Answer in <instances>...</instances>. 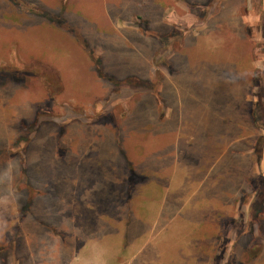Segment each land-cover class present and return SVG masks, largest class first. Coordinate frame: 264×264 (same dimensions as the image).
Instances as JSON below:
<instances>
[{
  "label": "crops",
  "instance_id": "0c3cea01",
  "mask_svg": "<svg viewBox=\"0 0 264 264\" xmlns=\"http://www.w3.org/2000/svg\"><path fill=\"white\" fill-rule=\"evenodd\" d=\"M28 1L37 13H29V19L22 13L21 19L19 14L13 18L3 12L18 6L12 0L2 13L15 24L4 28L14 30L20 20H29V25L41 26L44 33L63 36L67 31L76 34L74 21L85 26L97 22V10L86 3L76 6L66 0ZM116 4L120 7L109 9L114 16L128 10ZM57 8V15H53ZM125 25L120 22L115 27ZM122 31L121 40L133 43L136 29ZM242 46L239 50L234 46L235 52H215L223 53L214 57L222 61L212 68L206 65L202 72L180 73L170 66L165 70L170 79L161 78L160 82L147 81L145 75L150 71L141 66H126L119 72L111 64L100 66L97 53H92L95 63L89 65L82 60L79 71L69 72L94 74L95 79L74 87L80 92L74 98L69 95L72 100L66 104L72 114L63 112L61 116L64 123L69 119L76 127V140L67 147L72 146L81 159L76 169L79 178L74 189L67 192L73 195L70 204L74 210L60 215L63 222L49 234L57 235L46 251L57 252L51 259L57 264H120L128 251L143 247L149 239L159 246L172 241L173 236L174 243L179 241L193 256V252L201 256L198 264H213L219 244L214 238L224 232L227 218L235 225L234 220L240 216L235 212L245 209L251 214L264 204V174L258 175V170H264V79H259L252 52ZM0 51L10 56V48H4L2 42ZM76 53L72 54L74 59L89 57L82 50ZM161 53H155V58L162 57ZM172 55L169 58H174ZM144 56L138 58V65ZM159 74L163 76L162 70ZM53 97L57 95L50 99ZM136 97L140 101H135ZM145 99L153 114L130 115ZM95 106L99 115L92 111ZM59 136L62 148L66 131ZM88 139L93 153L82 147ZM87 155H96L100 162L87 167L82 164ZM37 227L40 229L37 222L29 221V264H49L41 263L39 254L33 251L34 244L41 241L39 235L35 240ZM37 245L39 250L44 249L45 244Z\"/></svg>",
  "mask_w": 264,
  "mask_h": 264
},
{
  "label": "rangeland",
  "instance_id": "374dc122",
  "mask_svg": "<svg viewBox=\"0 0 264 264\" xmlns=\"http://www.w3.org/2000/svg\"><path fill=\"white\" fill-rule=\"evenodd\" d=\"M13 1L18 5L17 9L11 7V11H3L11 13L13 18L19 14L21 19L22 13L29 19V13H37L28 0ZM32 1L37 3L39 0ZM11 3L12 0H0V37L3 38L0 42L4 48H10V56L8 52L0 51V248H3L0 249V263L29 264V221H34L40 227H37L39 234L35 235V240L39 235L41 241L38 243L45 245L39 250L35 243L33 251L39 254L41 263L57 264L56 259H51L57 252L49 250V254L46 253L51 238L57 237L49 234L55 231L53 227L63 222L60 215L74 210V205L70 204L73 195L68 196L67 192L74 189L73 184L79 178L76 169L79 168L77 160L81 159L72 146L67 147L71 140H76V127L69 119L64 123L61 116L63 112L72 114L67 105L80 92L74 87L95 79L94 74L69 75V72L79 71L77 68L81 67L82 60L89 65L91 61L95 63L92 53L95 56L97 53L100 66L111 64L116 72L126 66H141L150 71L145 75L147 81L160 82L161 78L170 79L166 72L170 66L180 73L202 72L206 65L212 68L222 61L214 57L223 53L216 55L215 52L225 49L235 52L234 46L239 50L246 45L252 52L262 82L264 0H66L69 5L86 3L95 7L97 22L85 26L86 23L74 21L77 28L73 32L76 34L67 31L63 36L44 33L41 26L29 25V20H20L14 30L4 28L15 24L14 19L2 13ZM116 3L127 6L128 10L114 16L109 9H113V5L120 7ZM55 11L53 15H57L58 8ZM120 22H124L125 27H115ZM126 28H134L138 33L133 36V43L126 44L121 40L122 29ZM83 30L96 34L85 35ZM79 50L91 59L88 56L87 59L82 56L74 59L72 54L77 55ZM159 52L163 58H155V53ZM108 54L113 59L108 58ZM143 54L145 56L138 65V58ZM171 54L172 59L169 58ZM54 64L60 68H55ZM161 70L163 76L159 74ZM64 71L67 74H63ZM63 87H70V90ZM55 95L58 99H50ZM134 100L140 101V98ZM43 106L46 107L43 109ZM96 106L92 111L99 115ZM152 114L153 108L145 99L130 115ZM105 117L106 114L101 118ZM64 130L69 137H64L61 148L59 135ZM89 142V139L83 142L82 147L93 153ZM259 142L261 145L262 141ZM83 157L87 161L82 164L87 167L100 162L96 155ZM263 171L258 170V175L264 174ZM234 214L241 216L234 220L236 224L229 223L227 218L222 235L212 237L219 243L218 258L213 264H264V204L258 212L249 214L243 209ZM69 223L67 221L66 225ZM174 241L172 236V241L157 246L149 239L143 247L139 245L137 250L128 251L119 263H201V256L196 257V252L193 256L184 244ZM69 255L67 251L66 257Z\"/></svg>",
  "mask_w": 264,
  "mask_h": 264
}]
</instances>
